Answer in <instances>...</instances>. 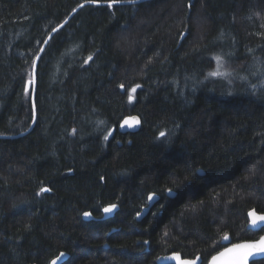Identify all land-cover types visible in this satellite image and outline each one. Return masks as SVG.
Here are the masks:
<instances>
[{"label":"trees","instance_id":"trees-1","mask_svg":"<svg viewBox=\"0 0 264 264\" xmlns=\"http://www.w3.org/2000/svg\"><path fill=\"white\" fill-rule=\"evenodd\" d=\"M83 2L0 0V264H49L60 252V264H157L171 253L207 264L225 232L258 239L247 213H264V0L79 9L41 53L34 125L13 137L33 120L32 60ZM213 54L234 83H200ZM130 115L139 129L120 133ZM169 187L178 195L165 199Z\"/></svg>","mask_w":264,"mask_h":264},{"label":"snow or ice","instance_id":"snow-or-ice-1","mask_svg":"<svg viewBox=\"0 0 264 264\" xmlns=\"http://www.w3.org/2000/svg\"><path fill=\"white\" fill-rule=\"evenodd\" d=\"M101 0H85L86 4H93L96 6L100 5ZM107 8L112 9L114 5H118L121 3H128L131 5L138 4L139 0H105ZM85 4H80L78 7L83 8ZM189 7H191V0H189ZM75 12L76 9H73ZM187 27V26H186ZM264 27V25H262ZM55 31V29L53 30ZM181 37L185 36V33L180 34ZM262 37H264V33H260ZM48 41L45 40L44 44H47ZM45 52V48H40V53ZM228 56H231V53L227 54ZM41 59V56L39 53L36 54V58L32 60L31 62V72L29 74V79L27 83L25 84V93L28 94L29 92V86H33L34 91V85H35V77H36V68H37V61ZM93 59L92 55H89L87 60H85V63H88V61H91ZM211 59L215 61V67L209 70L206 75L204 76L203 80L200 81L201 84L207 82H216V81H222L227 84L234 83L236 79V74L234 73V70L230 67V62L225 59L224 55L221 54H213ZM253 75H256V73H253ZM239 79L241 81H246V76H239ZM119 87L121 89L124 88L123 84H120ZM141 85L137 84L134 88H132L129 91L128 94V100L129 103L133 100V93H135L137 88H140ZM253 88L256 87V85L252 86ZM260 87L264 88V80L261 81ZM232 93L229 92V95ZM35 112L36 107L35 104H33V117L35 120ZM140 120L136 117L126 118L124 121L120 124V127L123 129L125 126L127 128H134L136 125H139ZM104 121H99V125H103ZM76 129L72 130V134H75ZM112 135L111 131H108L107 134L103 136V139L107 141L109 137ZM166 134L164 132H160L158 139L165 138ZM163 142V141H162ZM196 172H200V169H196ZM194 175V173H193ZM256 175V167L253 165L252 169L249 170V175L245 177V179H249L252 176ZM103 179V177H101ZM50 189L46 187H41L40 191L36 193V195H40L41 193L49 192ZM167 195L165 196V199H168L170 197H175L178 195L173 188L169 187L166 189ZM158 195L155 192L149 193L147 197L148 202H152L153 200H157ZM163 206V205H162ZM117 206L115 204H111L109 206H106L103 208V212L107 214H111L113 210ZM141 215L140 212L137 213V218H139ZM83 216L86 219L92 218V214L90 212H84ZM247 226L248 229L252 230H260L264 231V213H257L255 209L250 210L247 213ZM254 234V233H253ZM165 236H168V233H164ZM223 241H229V234L227 232L223 233L221 241L214 242V247L222 248L223 251H216V254L211 255V258L208 260V264H249V258H257V257H264V235H261L258 240L254 241H244L241 243H232L231 247L227 246V244L223 243ZM145 244L148 243V241H144ZM65 256L64 252H60L59 255H57L54 259H51L49 264H57V261H60L62 257ZM201 258L199 255H197L196 259L194 260H187V259H181V256L179 253H174L170 256H164V257H157V260H170L175 261V264H197V261H199ZM257 264H264V260H257Z\"/></svg>","mask_w":264,"mask_h":264},{"label":"water","instance_id":"water-1","mask_svg":"<svg viewBox=\"0 0 264 264\" xmlns=\"http://www.w3.org/2000/svg\"><path fill=\"white\" fill-rule=\"evenodd\" d=\"M143 1V0H142ZM139 2H141V1H139ZM81 4H85V6H87V5H93V4H86L85 2H83V3H81ZM125 4H128V3H121V4H118V5H125ZM84 6V7H85ZM99 6H107L106 5V3H100V5ZM76 9V11L77 10H79V9H81L80 7H76L75 8ZM67 23V20H65V21H63L62 23H60L58 26H56L54 29H55V31H51L48 35H47V38H46V40L47 41H49L50 39H51V37L54 35V33L55 32H57L60 28H62L65 24ZM45 45L46 44H43V46L42 47H45ZM39 54L41 55V53L39 52ZM38 62V61H37ZM34 90H35V85H34ZM33 104H34V91H32V107H33ZM131 117H136L137 119H139V117L138 116H136V115H130V116H126V117H124V118H122V120L120 121V123H119V125H118V131L120 132V133H123V134H125V133H134V132H136L138 129H139V127H140V123H139V125H136L134 128H127L126 126H125V128H121L120 127V124L124 121V119H126V118H131ZM140 120V119H139ZM34 122H35V120H34V117H33V120H32V123H31V125H30V127L28 128V130L26 131V132H24V133H20L19 135H17V136H13V137H19V136H22V135H25V134H27L30 130H31V128L33 127V125H34ZM13 137H10V138H13ZM158 200V199H157ZM157 200H153L152 202H148L147 201V204H146V206H143L142 208H141V211H140V213H141V215H140V217L139 218H137V216H136V220H140V219H142L147 213H148V211L150 210V208L151 207H153V205L155 204V202L157 201ZM116 210V208L113 210V212L111 213V214H105L104 212V214L107 216V217H109V216H111L113 213H114V211ZM249 212V211H248ZM247 228H248V226H247ZM249 230H252V229H249ZM253 231H259V230H253ZM262 235H264V234H262ZM259 239V238H258ZM258 239H256V240H258ZM254 241V240H253ZM228 241H224V243H227ZM242 242H244V241H242ZM238 243H241V242H238ZM229 247H231V245L229 246ZM221 251H223V250H221ZM172 254H174V253H171V254H168V255H163V256H160V257H164V256H170V255H172ZM181 256V255H180ZM66 255L64 256V257H62L61 258V260L60 261H57V264H60L61 262H63V261H65L66 260ZM181 259H183L182 257H181ZM194 259H196V258H194ZM194 259H187V260H194ZM261 259H264V257H257V258H249V264H251L253 261H256V260H261ZM156 263L157 264H175V261H170V260H157L156 259ZM197 264H200V260L199 261H197ZM207 264H208V262H207Z\"/></svg>","mask_w":264,"mask_h":264},{"label":"bare ground","instance_id":"bare-ground-1","mask_svg":"<svg viewBox=\"0 0 264 264\" xmlns=\"http://www.w3.org/2000/svg\"><path fill=\"white\" fill-rule=\"evenodd\" d=\"M139 1L143 2V1H146V0H143V1H142V0H139ZM138 3H140V2H138ZM125 5H129V4H125ZM94 6H96V5H94ZM77 11H78V10H77ZM77 11L74 12V11L72 10L71 13H70V14H69V15H68L63 21L67 20V22H68L69 19L72 17V15H74V13H76ZM63 21H62V22H63ZM54 28H55V27H54ZM54 28H53V29H54ZM53 29H52V30H53ZM50 32H51V31H50ZM46 38H47V36H46ZM46 38L44 39V41L46 40ZM44 41H43L41 47L43 46ZM49 41H50V40H49ZM49 41H48V42H49ZM47 44H48V43H47ZM47 44H46V45H47ZM46 45H45V47H46ZM41 47H40V48H41ZM45 47H44V48H45ZM39 52H40V49H39L38 53H39ZM35 58H36V56H35ZM35 58H34V59H35ZM27 130H28V129H27ZM27 130H26V131H27ZM26 131H25V132H26ZM22 133H23V132H22ZM228 242H229V241H228ZM229 246H230V245H229ZM222 250H223V249H222ZM220 251H221V250H220ZM215 254H216V253H215Z\"/></svg>","mask_w":264,"mask_h":264},{"label":"flooded vegetation","instance_id":"flooded-vegetation-1","mask_svg":"<svg viewBox=\"0 0 264 264\" xmlns=\"http://www.w3.org/2000/svg\"><path fill=\"white\" fill-rule=\"evenodd\" d=\"M225 244H227V246H229V245H231L232 243L227 242V243H225ZM221 250H222V249H221Z\"/></svg>","mask_w":264,"mask_h":264}]
</instances>
